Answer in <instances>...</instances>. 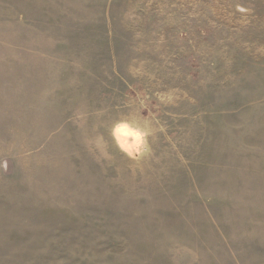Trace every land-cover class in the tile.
Segmentation results:
<instances>
[{"label":"rangeland","instance_id":"obj_1","mask_svg":"<svg viewBox=\"0 0 264 264\" xmlns=\"http://www.w3.org/2000/svg\"><path fill=\"white\" fill-rule=\"evenodd\" d=\"M0 264H264V0H0Z\"/></svg>","mask_w":264,"mask_h":264},{"label":"clouds","instance_id":"obj_2","mask_svg":"<svg viewBox=\"0 0 264 264\" xmlns=\"http://www.w3.org/2000/svg\"><path fill=\"white\" fill-rule=\"evenodd\" d=\"M244 11V9H240ZM143 103V102H141ZM155 134L148 120L121 118L115 120L109 130V136L115 149L129 160L138 162L151 152L149 138ZM96 146H103V156L110 159L108 145L103 136L96 138Z\"/></svg>","mask_w":264,"mask_h":264}]
</instances>
